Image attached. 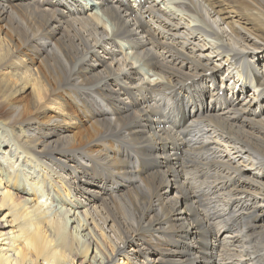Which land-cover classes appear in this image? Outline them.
<instances>
[{"label": "bare ground", "instance_id": "bare-ground-1", "mask_svg": "<svg viewBox=\"0 0 264 264\" xmlns=\"http://www.w3.org/2000/svg\"><path fill=\"white\" fill-rule=\"evenodd\" d=\"M261 39L264 0H0V264H264Z\"/></svg>", "mask_w": 264, "mask_h": 264}, {"label": "rangeland", "instance_id": "rangeland-1", "mask_svg": "<svg viewBox=\"0 0 264 264\" xmlns=\"http://www.w3.org/2000/svg\"><path fill=\"white\" fill-rule=\"evenodd\" d=\"M261 41L264 43V39H261ZM256 51H258V50H254L253 52L255 53V56H257V60L259 61V57H260V54H258V53H256ZM261 63H264V61H263V59H261ZM250 91V90H249ZM188 111H189V109H188ZM25 168V167H24ZM30 169V170H28V169ZM30 168H29V166H26V168H25V170L27 171L28 170V172H30L31 170V173L33 172L34 173V171L36 170L37 171V173H39V174H41V169H39L38 167L37 168H35V170L34 169H32V167H31V165H30ZM34 170V171H33ZM32 173V174H33ZM55 199L56 200H59V201H55V202H57V204L55 203V202H53V205L55 206V207H57V208H61V204H62V202L64 203V201L62 200V199H59L57 196L55 197ZM61 201V202H60ZM60 203V204H59ZM61 205V206H60ZM227 208V207H226ZM225 208V209H226ZM225 209H221V210H224L225 211ZM0 219H1V222H4V224H6V217H5V214H2L1 216H0Z\"/></svg>", "mask_w": 264, "mask_h": 264}]
</instances>
